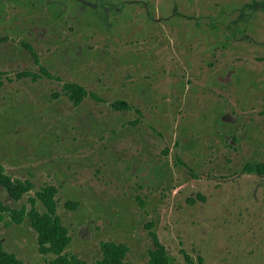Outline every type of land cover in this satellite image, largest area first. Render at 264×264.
<instances>
[{"label": "rangeland", "instance_id": "rangeland-1", "mask_svg": "<svg viewBox=\"0 0 264 264\" xmlns=\"http://www.w3.org/2000/svg\"><path fill=\"white\" fill-rule=\"evenodd\" d=\"M208 1L0 0V163L33 181L31 197L59 189L68 253L95 264L108 232L151 264V222L176 264L181 249L195 264H264V177L246 169L264 163V0ZM22 43L54 78L17 77L39 71ZM66 82L104 101L77 106ZM29 195L0 184L8 207L30 209ZM1 216L6 251L53 258L30 219Z\"/></svg>", "mask_w": 264, "mask_h": 264}, {"label": "trees", "instance_id": "trees-1", "mask_svg": "<svg viewBox=\"0 0 264 264\" xmlns=\"http://www.w3.org/2000/svg\"><path fill=\"white\" fill-rule=\"evenodd\" d=\"M4 39V38H3ZM0 39V42L3 40ZM34 56L36 62L39 64L40 60L34 48L28 44H24ZM21 76H31L37 79L43 75L47 78L51 74L44 68H40L38 74L31 71H25L20 74ZM66 92L73 100L75 105L79 106L86 95L89 94L87 89L75 82L66 83ZM112 106L117 110H127L133 108L126 100H117L112 103ZM253 171H264V164H258L250 167ZM0 182L7 189L9 194L16 200H20L24 195H29L30 191L34 188V184L30 181L22 182L13 179L12 176L7 174L3 167H0ZM58 188L54 185H47L36 193V197L29 195V203L32 205L30 209L23 207L20 210H12L5 207L0 202L1 209H11L10 222L15 224H22L26 218L30 219L32 227L37 232L38 243L40 251L44 255L53 254L54 258L47 264H90L80 257L70 254L66 251L71 242L69 229L63 223L61 217L57 213L58 202L56 199ZM37 202L45 207V211L41 212L37 209ZM67 206L76 207L77 203L67 202ZM154 237L155 234H154ZM157 241V238H155ZM158 249L150 252L151 261L153 264H175L173 260L167 255L164 246H160L157 241ZM103 258L95 264H135L126 261V254L129 248L125 244H117L115 242L102 243ZM0 264H25L16 255L4 249L2 242H0Z\"/></svg>", "mask_w": 264, "mask_h": 264}, {"label": "flooded vegetation", "instance_id": "flooded-vegetation-1", "mask_svg": "<svg viewBox=\"0 0 264 264\" xmlns=\"http://www.w3.org/2000/svg\"><path fill=\"white\" fill-rule=\"evenodd\" d=\"M188 2H189V4L190 3H193V4H195V5H197V4H202V1L204 2V3H209V1L208 0H187ZM198 1H200V2H198ZM195 2H197V3H195ZM186 4V3H185ZM171 28V27H170ZM3 39V38H2ZM26 42V41H25ZM30 45H31V43H30ZM22 46L26 49V50H28L29 52H30V50L22 43ZM32 46V45H31ZM33 47V46H32ZM36 52V51H35ZM31 53V52H30ZM37 53V52H36ZM33 56V55H32ZM34 57V56H33ZM35 59V58H34ZM40 60V59H39ZM36 61V60H35ZM36 64H38L37 62H36ZM0 66H2V65H0ZM38 66H39V71H36V70H31V69H29V70H27V71H31V72H34V74H38L39 72H40V68L41 67H43V66H41V61L39 62V64H38ZM23 72H25V71H23ZM22 73V72H21ZM20 72L19 73H17V77L18 78H32V79H34V77H31V76H21L20 74H21ZM42 77H45V76H43V75H41V76H39L37 79H41ZM54 78L55 76H52L51 75V77L50 78ZM34 80H36V79H34ZM66 83H70V82H66ZM66 83H65V85H66ZM65 85H64V88H65ZM65 91H66V89H65ZM88 91V90H87ZM89 94H91V96L93 97V99L94 100H98V102H103L104 100H102V99H100V98H98L97 96H96V94H94V93H89ZM87 96H85V98H86ZM84 98V99H85ZM120 100H123V99H120ZM84 101V100H83ZM115 102V101H114ZM83 103V102H82ZM81 103V104H82ZM80 104V105H81ZM133 108L132 109H135L134 108V106L131 104V103H129ZM113 107V106H112ZM114 108V107H113ZM115 109V108H114ZM115 110H117V109H115ZM128 110V109H127ZM138 110V109H137ZM119 111H124V110H119ZM136 113H138V115L140 116V117H143L144 116V114H142V111H140V110H138V112L136 111ZM140 113V114H139ZM137 119V121L139 122V120L141 119V118H136ZM135 124V123H134ZM138 124V123H137ZM136 125V124H135ZM232 145H236L237 143H238V139H236V141L234 140V139H230V141H229ZM17 155H18V153H16V150H13L12 151V156L13 157H15V158H17ZM179 161L181 162V163H183L182 162V160L179 158ZM258 164H264V163H257V164H255L254 166H256V165H258ZM0 167H3V165L0 163ZM250 167H252V165L251 166H249L248 168L246 167V169H247V171H248V173H255V174H257V176H260V177H264V171H260V170H252ZM4 168V167H3ZM4 170H5V168H4ZM6 172V171H5ZM30 172V171H29ZM43 172H46V169H45V167L43 168ZM7 173V172H6ZM31 173V172H30ZM32 173H36V172H32ZM8 174V173H7ZM11 176V175H10ZM32 178H33V175H30ZM13 179H16V180H20V181H22V182H26V181H30V182H32L33 183V181L31 180V179H24V180H22V179H17V178H14V177H12ZM0 184H1V182H0ZM34 184V183H33ZM2 185V184H1ZM3 186V185H2ZM47 186V185H46ZM4 187V186H3ZM45 186H43V187H41L40 189H38V190H36L37 192L39 191V190H41L42 188H44ZM36 189V186H35V184H34V188L30 191V193L33 191V190H35ZM36 192V193H37ZM29 193V194H30ZM59 194V189H58V193H57V195ZM28 195V194H27ZM25 196V195H24ZM24 198V197H23ZM56 199H57V196H56ZM21 200V199H20ZM20 200H17V201H20ZM58 202V201H57ZM67 202L68 201H66V203H65V206H66V208L68 209V210H71L72 212H75V213H77L78 211H79V208H80V203H79V205L77 204V206L76 207H70V206H67L66 204H67ZM2 203V202H1ZM3 204V203H2ZM5 207H8V206H6L5 204H3ZM36 206H37V209L38 210H40L41 212H44L46 209H45V207L41 204V203H39V202H37V204H36ZM23 207H27L28 208V206L27 205H23L21 208H23ZM41 207H43L44 208V210H41ZM9 208H11L12 210H20V209H18V208H12L11 206H9ZM11 209H8V208H6V209H1L0 208V221H3L4 219H3V217L1 216V214L2 213H5V212H8L9 214H10V216H11ZM57 209H58V207H57ZM62 219V218H61ZM26 221V220H25ZM23 222V223H26V222ZM22 223V224H23ZM31 223V222H30ZM151 223V222H150ZM148 224L147 226H146V228L148 229V232H149V234H150V237L152 238V241H153V245H154V247L153 248H151L150 250H149V257H150V262H151V264H153L152 263V261H151V256H150V252L152 251V250H155V249H158V245H157V241L159 242V245L160 246H164L165 247V249H166V252H167V255L173 260V262L176 264V262L174 261V259L171 257V255H170V253H169V250H168V247L161 241V238H160V236H159V234L157 233V232H155L154 233V231L152 230V229H154V224L153 223H151V224ZM13 224H15V223H13ZM15 225H21V224H15ZM30 226L32 227V224H30ZM33 228V227H32ZM68 228V227H67ZM34 229V228H33ZM68 229H70V228H68ZM69 234H70V230H69ZM154 234H155V236L156 237H154ZM113 235H114V233L113 234H108V232H106V236L107 237H109L108 239H105L104 241H102L101 243H100V246H101V251H102V254H103V249H102V243H104V242H115V243H117V244H125V243H120V242H117V240H118V238L117 239H115V237H117V235H114V237H113ZM70 237H71V241H72V236L70 235ZM155 238H157V241H156V239ZM36 243V249H37V245H38V254H40V255H43L44 256V254H42L41 253V251H40V247H39V243H38V236H37V241L35 242ZM70 244H71V242H70ZM70 244H69V246H70ZM125 245H127V244H125ZM68 246V247H69ZM128 246V245H127ZM68 247H67V249H68ZM128 248H129V251H130V247L128 246ZM67 249H66V251H67ZM129 251H128V253H129ZM181 252H182V254L184 255V256H186L185 257V260H186V263L187 264H195L193 261H192V259H190L189 258V256H187V252L185 251V250H182L181 249ZM128 253L126 254V261H128V259H127V256H128ZM48 255H51V256H53V258H54V255L53 254H48ZM48 255H46V256H48ZM53 258H51V259H53ZM102 258H103V256H102ZM101 258V259H102ZM51 259H49V261L51 260ZM100 259V260H101ZM48 261V262H49ZM99 261V260H98ZM24 262V261H23ZM200 262H202V259H200ZM25 264H27L26 262H24ZM136 264V263H135Z\"/></svg>", "mask_w": 264, "mask_h": 264}]
</instances>
